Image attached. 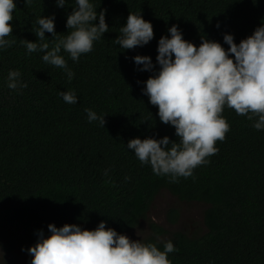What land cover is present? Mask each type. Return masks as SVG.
<instances>
[{
  "label": "trees",
  "instance_id": "trees-1",
  "mask_svg": "<svg viewBox=\"0 0 264 264\" xmlns=\"http://www.w3.org/2000/svg\"><path fill=\"white\" fill-rule=\"evenodd\" d=\"M92 2L98 12L106 10L109 31L78 63L62 51L75 74L69 81L63 69L43 62V53L29 54L23 40L38 39L35 21L41 15L54 14L57 35H66L74 0L65 7L56 0H33L30 6L16 0L9 22L13 33L6 38L15 42L0 51V245L13 252L12 238L20 231L25 243L33 245L37 232L47 234L50 223L95 229L105 220L106 227L128 235L166 190L181 202L207 206L205 231L169 232L151 222L152 233L144 241L162 249L172 240L178 251L169 254L171 264H264V130L226 107L223 116L230 130L216 142L218 152L194 170V177H180L178 183L154 175L126 146L136 137L177 139L174 127L160 121L157 106L142 92L152 73L139 71L132 58L150 55L155 64L158 41L172 25L197 45L202 36L223 44L225 33L239 43L261 24L264 0ZM130 12L151 21L154 38L124 50L115 39ZM46 39L50 46L55 43L51 33L46 32ZM10 70H18L28 86L9 89ZM69 90L78 103L67 104L58 95ZM86 108L105 115V127L89 123ZM179 216L177 208L169 210L170 222ZM0 264L19 261L9 257Z\"/></svg>",
  "mask_w": 264,
  "mask_h": 264
},
{
  "label": "clouds",
  "instance_id": "clouds-1",
  "mask_svg": "<svg viewBox=\"0 0 264 264\" xmlns=\"http://www.w3.org/2000/svg\"><path fill=\"white\" fill-rule=\"evenodd\" d=\"M32 3L25 0L26 6ZM56 4L65 7L69 3L56 0ZM16 8V0H0V51L15 42L6 38L13 33L9 22ZM35 24L38 39L23 40L27 52L43 53V62L63 69L69 81L75 74L62 51L78 63L81 55L91 52L94 43L109 31L106 10L98 12L92 0H74L66 20V35H57L54 14L39 16ZM46 32L55 40L51 46ZM167 32L158 41L155 64L150 55L137 54L132 59L139 71L152 73L143 82L142 92L157 106L160 121L174 127L177 139L167 135L136 137L126 146L142 165L151 166L154 175L178 183L180 177H194V170L209 163L207 158L218 152L216 142L223 141L230 130L223 116L226 107L246 116L256 130H264V18L239 43L232 33L224 34L223 44L202 36L197 45L184 38L178 25H172ZM153 38L151 21L144 19L141 12H130L115 43L129 50L143 47ZM20 76L18 70H10L7 87L26 88ZM58 95L67 104L78 103L75 91H60ZM85 113L89 123L105 127V115L91 108H86ZM106 224L101 220L95 229H88L77 223H50L47 234L39 230L36 242L27 249L31 264H171L169 254L178 251L172 240L165 241L161 249L145 242L140 231L137 235L141 238L133 240Z\"/></svg>",
  "mask_w": 264,
  "mask_h": 264
},
{
  "label": "rangeland",
  "instance_id": "rangeland-1",
  "mask_svg": "<svg viewBox=\"0 0 264 264\" xmlns=\"http://www.w3.org/2000/svg\"><path fill=\"white\" fill-rule=\"evenodd\" d=\"M206 207L204 203L181 202L169 191L163 190L153 202L147 219L142 220L139 227L130 232L128 236L133 240L140 239L141 237L137 235L138 231L142 233L143 238L149 236L152 233L151 222H156L169 232L176 229H183L190 232H194L196 229H203L205 231L203 215ZM171 208H177L179 210L180 216L176 223H172L169 220V210ZM23 236V231L13 236L12 242L15 245L13 252L6 251L0 245V260L12 257L16 258L19 264H31L32 257L29 255L27 249L32 245L26 244ZM24 246L26 247L23 251Z\"/></svg>",
  "mask_w": 264,
  "mask_h": 264
}]
</instances>
